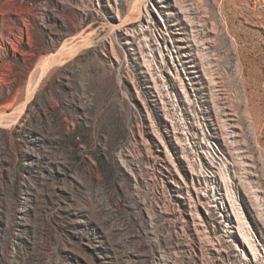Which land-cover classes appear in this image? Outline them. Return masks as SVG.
Here are the masks:
<instances>
[{
	"label": "rangeland",
	"instance_id": "374dc122",
	"mask_svg": "<svg viewBox=\"0 0 264 264\" xmlns=\"http://www.w3.org/2000/svg\"><path fill=\"white\" fill-rule=\"evenodd\" d=\"M0 264H264V0H0Z\"/></svg>",
	"mask_w": 264,
	"mask_h": 264
},
{
	"label": "bare ground",
	"instance_id": "6f19581e",
	"mask_svg": "<svg viewBox=\"0 0 264 264\" xmlns=\"http://www.w3.org/2000/svg\"><path fill=\"white\" fill-rule=\"evenodd\" d=\"M147 13H149L148 10H146ZM139 16H140V20L142 21V23H144V25H146L148 23V20H147V17L145 16V14L143 13V8L142 10L140 9V12H139ZM162 20H164L162 18ZM176 23V22H175ZM148 25V24H147ZM144 29H141V32L144 33L143 31ZM159 31L163 34H167V32L161 28H159ZM181 31V30H180ZM144 35V34H143ZM161 36V35H160ZM145 38V37H144ZM182 40V39H181ZM129 42V40H128ZM165 43V56H168L170 59V65L167 67L169 69V71L171 72V65H172V69L176 72V73H170V75H172L174 77V85L176 87H178V89H180V97H181V101H182V105L179 104L180 106V110H182L183 108L187 109L186 106H188V99H186V96L184 95V92L183 90H181V84H184V86H188L190 84L192 90L193 88L195 87L196 83L193 81V76L190 74V72L188 71H185L183 69V72L185 74V76H183L182 74V69L179 71V67H178V64L175 62L174 58H175V54L174 53H180V50L177 52L176 50H173V52L170 50V47H169V44L167 42H164ZM197 46V45H196ZM151 51H153V46L152 44L149 45ZM175 47V46H173ZM181 48H184L185 46L184 45H180ZM145 54V52H144ZM153 54V53H152ZM146 55V54H145ZM145 55L143 56V61H145ZM177 55V54H176ZM179 55V54H178ZM190 55V53H189ZM183 57L184 56H187V55H182ZM156 57V56H155ZM164 59V58H163ZM169 61V60H168ZM45 64V63H44ZM156 64V69L158 70H161L164 69V72H167L165 70V64H164V67L161 66L160 64H158L157 62L155 63ZM45 67H40V70H38V76L41 75V73H43ZM193 71V70H192ZM36 74V75H37ZM178 78H181V82L178 81ZM180 80V79H179ZM177 83H179L180 87L177 85ZM181 83V84H180ZM33 84V83H32ZM35 84V83H34ZM33 84V85H34ZM31 85V87L33 86ZM155 88H156V92L157 94L156 95H159L158 93V89H159V86L158 84L155 82ZM36 86V85H35ZM30 87V86H29ZM34 88V87H33ZM35 90V89H34ZM189 94H190V99H191V92L189 91ZM193 101V100H192ZM233 119V118H232ZM185 123V122H184ZM192 127V128H191ZM186 135H193V126H190L188 125V123L186 124L185 123V126H182V127H178V130L175 132V138L178 140V141H184L185 139H189ZM227 196V195H226ZM233 204H231L232 206V209L234 210V212L236 213L237 217L238 218L237 220H239V227L241 231H244V229L246 228V221H245V218H244V215L242 214L243 212L240 210V207L238 206L239 204L236 203L235 199H233V201H231ZM238 204V205H237ZM225 208V207H224ZM242 235L244 236L245 240L247 241V243L252 247H254V243L252 242V239H251V235L248 233V234H244V232H241ZM244 240V243L246 242ZM254 250V249H253ZM254 254V253H253Z\"/></svg>",
	"mask_w": 264,
	"mask_h": 264
},
{
	"label": "built area",
	"instance_id": "2783aa9c",
	"mask_svg": "<svg viewBox=\"0 0 264 264\" xmlns=\"http://www.w3.org/2000/svg\"><path fill=\"white\" fill-rule=\"evenodd\" d=\"M164 64H165V62H163V60L160 61L161 66L164 67ZM165 73H176V72L172 69V65H171V72H164V69H162V75H163L164 79H165ZM181 90H183L184 95L186 96V99H188V110L190 111V120H193V103L190 99L189 88H188V86H184V84H181ZM172 103H174V107H177V104H176V101L174 100V97H173ZM180 114H181V119H182V113H180ZM183 122H186V121H183ZM198 135L199 134L197 132H196V134H193V135H186L191 141V146H192V139H195V138L197 139L199 137ZM204 137H205V133H204V131H202V138L201 139L198 138V139L203 141V139H205Z\"/></svg>",
	"mask_w": 264,
	"mask_h": 264
}]
</instances>
